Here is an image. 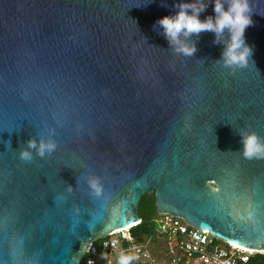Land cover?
Instances as JSON below:
<instances>
[{
  "label": "water",
  "instance_id": "95a60500",
  "mask_svg": "<svg viewBox=\"0 0 264 264\" xmlns=\"http://www.w3.org/2000/svg\"><path fill=\"white\" fill-rule=\"evenodd\" d=\"M176 2L0 0V264H81L140 223L145 194L158 215L264 255V200L225 210L203 191L241 165L264 191V158H244L238 135L264 140V0H249L240 68L219 61L227 32L173 50L155 21ZM29 139L56 147L22 160Z\"/></svg>",
  "mask_w": 264,
  "mask_h": 264
},
{
  "label": "clouds",
  "instance_id": "9594fccd",
  "mask_svg": "<svg viewBox=\"0 0 264 264\" xmlns=\"http://www.w3.org/2000/svg\"><path fill=\"white\" fill-rule=\"evenodd\" d=\"M152 0H149L151 3ZM209 3L212 6V15L200 18ZM161 6H166L162 4ZM175 11L155 21L168 44L177 53L192 56L196 52L194 43L189 42V37L199 36L201 32H211L214 36L213 43H221V38L227 32L220 62L227 68L245 67L252 56V47L246 43L245 30L253 24L249 0H178L173 4ZM240 137V153L246 159L264 158V140L252 131L238 132ZM27 149H22L19 156L22 160H30V149H35L36 154L43 157L51 153L56 145L52 140L29 139L26 141ZM93 194L99 195L101 187L95 178L88 181ZM134 259L132 255L121 253L118 264H130Z\"/></svg>",
  "mask_w": 264,
  "mask_h": 264
},
{
  "label": "built area",
  "instance_id": "2783aa9c",
  "mask_svg": "<svg viewBox=\"0 0 264 264\" xmlns=\"http://www.w3.org/2000/svg\"><path fill=\"white\" fill-rule=\"evenodd\" d=\"M155 223V240L161 243L158 257L148 251V240L138 242L126 229L89 243L82 263L118 264L123 253L134 257L130 264H246L253 254L235 246H221L208 233L173 215H160Z\"/></svg>",
  "mask_w": 264,
  "mask_h": 264
},
{
  "label": "snow or ice",
  "instance_id": "6c2138e0",
  "mask_svg": "<svg viewBox=\"0 0 264 264\" xmlns=\"http://www.w3.org/2000/svg\"><path fill=\"white\" fill-rule=\"evenodd\" d=\"M216 182L220 183L221 186L219 188H205L203 191L210 203L221 205L225 210L228 208L235 210L243 204L251 206L256 201L264 200V191L254 184L249 185L248 179L243 171V165L240 166V171L229 183ZM228 214L231 215L232 212L229 211Z\"/></svg>",
  "mask_w": 264,
  "mask_h": 264
},
{
  "label": "rangeland",
  "instance_id": "374dc122",
  "mask_svg": "<svg viewBox=\"0 0 264 264\" xmlns=\"http://www.w3.org/2000/svg\"><path fill=\"white\" fill-rule=\"evenodd\" d=\"M151 195H143L142 199V205L140 206L139 209V215L142 217V219L145 221L146 225L150 228V234H149V239L147 242V249L148 251L155 257H158L157 252L158 248L161 249L159 246L161 243H159L158 240H155V228H156V223L155 220L160 216L156 212V208L154 203L153 204H148V200L150 199ZM221 246H224L221 242H219ZM97 264H103L101 262H96Z\"/></svg>",
  "mask_w": 264,
  "mask_h": 264
},
{
  "label": "trees",
  "instance_id": "16d2710c",
  "mask_svg": "<svg viewBox=\"0 0 264 264\" xmlns=\"http://www.w3.org/2000/svg\"><path fill=\"white\" fill-rule=\"evenodd\" d=\"M142 199H143V196L141 197L138 203V216L140 218V223L130 228L129 230L131 235L138 242H142L146 239H149V234H150V228L146 225L145 221L139 215V209H140V206L142 205ZM153 203H154V197L151 195L150 199L148 200V204H153ZM81 264H84V263H81ZM246 264H264V255L263 254H252L250 255L249 260Z\"/></svg>",
  "mask_w": 264,
  "mask_h": 264
}]
</instances>
